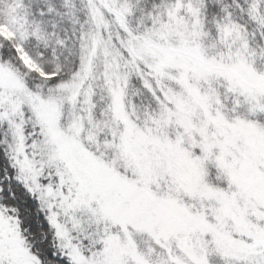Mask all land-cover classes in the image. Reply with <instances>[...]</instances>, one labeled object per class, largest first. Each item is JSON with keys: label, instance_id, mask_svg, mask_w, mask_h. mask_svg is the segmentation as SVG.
<instances>
[{"label": "snow or ice", "instance_id": "snow-or-ice-1", "mask_svg": "<svg viewBox=\"0 0 264 264\" xmlns=\"http://www.w3.org/2000/svg\"><path fill=\"white\" fill-rule=\"evenodd\" d=\"M0 264H264V0H0Z\"/></svg>", "mask_w": 264, "mask_h": 264}]
</instances>
